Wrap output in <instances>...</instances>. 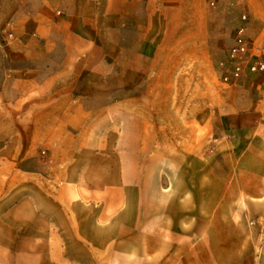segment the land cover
<instances>
[{
    "label": "rangeland",
    "instance_id": "374dc122",
    "mask_svg": "<svg viewBox=\"0 0 264 264\" xmlns=\"http://www.w3.org/2000/svg\"><path fill=\"white\" fill-rule=\"evenodd\" d=\"M205 8L199 29L166 28L174 20L164 24L160 16L149 30L117 31L103 15L87 23L93 28L74 31L84 45L72 39V53L89 60L88 75L71 94L85 120L70 127L65 156L37 147L14 157L11 128L0 127V264H133L144 224L151 226V244L166 231L180 245L190 244L189 223L174 217L191 199L221 190L223 174L214 167L223 164L228 141L222 114L244 96L236 94L240 89L251 91L264 110V75L226 83L220 67L242 14L250 40L264 44V0L224 13L216 0H206ZM14 10L15 0H0V55L24 36L11 18ZM56 167L65 174L47 178ZM42 183L54 193L65 188L71 214L86 219L87 237H63L58 220L45 224L44 237L32 236L30 223L13 232L1 220L19 202L16 216L28 217Z\"/></svg>",
    "mask_w": 264,
    "mask_h": 264
},
{
    "label": "crops",
    "instance_id": "0c3cea01",
    "mask_svg": "<svg viewBox=\"0 0 264 264\" xmlns=\"http://www.w3.org/2000/svg\"><path fill=\"white\" fill-rule=\"evenodd\" d=\"M229 1L216 0L222 13L247 2L235 0L231 8ZM205 7L206 0H15L11 18L15 28H24V36L9 45L11 52L0 55L5 63L0 71V127L11 128L13 156L25 157L39 147L53 157H64L65 143L72 139L70 127L85 120L82 104L71 94L88 75L89 60L79 50L72 53V39L84 45L74 31L93 28L87 23L103 15L117 31L149 30L160 16L164 24L174 20L175 25L166 28L199 29L205 23L200 20ZM236 94L244 96L222 114L228 141L220 154L223 164L214 167V173L223 174L221 190L217 196L191 199L174 217L176 223H189L190 244L180 245L167 231L158 245L151 244V226L144 224L148 229L139 233L144 244L132 248L137 259L133 264H264V110L249 98L251 91L240 89ZM56 174L63 176L65 171L52 168L47 178ZM64 192L59 187L54 193L42 183L28 217L16 216L23 205L19 202L1 220L13 232L30 223L34 237L46 236L41 233L45 224L58 220L63 237H87L81 229L86 219L71 214Z\"/></svg>",
    "mask_w": 264,
    "mask_h": 264
},
{
    "label": "built area",
    "instance_id": "2783aa9c",
    "mask_svg": "<svg viewBox=\"0 0 264 264\" xmlns=\"http://www.w3.org/2000/svg\"><path fill=\"white\" fill-rule=\"evenodd\" d=\"M59 14V13H58ZM246 15L240 17L226 59L220 63L223 82H234L249 76L264 75V44L251 41L246 26Z\"/></svg>",
    "mask_w": 264,
    "mask_h": 264
}]
</instances>
